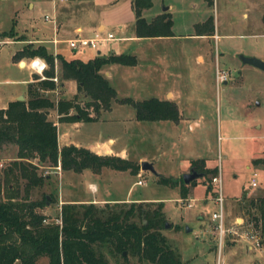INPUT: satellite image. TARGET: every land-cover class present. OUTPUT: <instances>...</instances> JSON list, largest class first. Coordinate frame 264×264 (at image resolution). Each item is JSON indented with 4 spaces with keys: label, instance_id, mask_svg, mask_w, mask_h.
I'll use <instances>...</instances> for the list:
<instances>
[{
    "label": "rangeland",
    "instance_id": "obj_1",
    "mask_svg": "<svg viewBox=\"0 0 264 264\" xmlns=\"http://www.w3.org/2000/svg\"><path fill=\"white\" fill-rule=\"evenodd\" d=\"M79 1L0 0V35L9 31L13 34L11 37H0V40L12 42L0 45V105L23 91L24 81L30 76L29 69L18 68L12 56L25 44L37 47L39 40H45V46L52 51L54 45L50 40L54 38L53 29L61 21V17L57 18L58 13L78 14L88 7L89 3ZM194 1L198 3L201 0ZM210 1L214 2V7L207 5ZM204 4L209 7L208 17H215L214 39L176 38L170 45L155 43L151 48L143 44L119 43L115 39L100 46L101 55L108 50H116L118 45H129L123 52L130 55L136 53L138 58L157 53L161 56L159 71L150 82L141 81L139 74L132 77L124 69L113 72L109 85L117 95L111 103V110L101 112L97 121L84 123L83 127L72 131L74 138L79 140L117 138L116 150H123L126 157L138 165L141 163L139 159H152L155 174L149 171L139 172L137 176L128 172L109 173L98 178L90 175L88 170L82 175L71 171L61 172L60 169L48 167V164L38 165L33 160L39 167L37 174L46 178L42 186L29 191L28 199L41 202L44 195L48 197L43 207L37 210L47 217V221L58 223L60 206L64 203L95 204L99 207L116 203L100 202L105 198L161 202L165 220L170 226L164 228L162 233L183 264H264V243H259L254 250H247L249 238L246 240L243 237V228H238L236 235L225 234L218 253L216 223L210 219L217 206L210 199L206 204L202 203L206 193L202 184H207L210 177L196 179L201 184L190 197L194 199L190 209L178 202V186L172 188L157 182V175L181 178L180 171L187 170V163L192 159L203 160L205 166L217 168L221 173L225 229L234 227V219L247 220L244 201L264 197V72L242 64L240 59L242 56L264 61V28L260 22L264 0H209ZM200 11V8L191 11L186 7L177 13L174 33L183 36L200 31L201 28H190L187 24ZM45 16L53 19L54 26L53 22L44 19ZM64 20L62 23L66 24ZM109 30L114 38L119 36L115 29ZM19 41L22 43H14ZM58 46L67 57L86 58L81 51L72 52L68 45ZM85 52L88 56L95 50ZM196 55L203 57V60H197ZM223 73L227 77L219 82L218 75ZM166 90L174 94V101L182 115L178 123L137 122L134 108L116 101L131 98L140 102L157 95L163 97ZM48 94L54 95L55 102L63 97L72 99L59 88ZM26 96L24 93V99ZM49 112L51 119L57 122L56 110ZM192 119L200 123V127L194 131L187 124ZM16 153L17 147L14 145H4L0 149V184L3 191L7 186H13L18 199H22L24 181L12 178L4 180L5 171L16 160ZM252 173L256 174L255 189L247 188ZM210 189L209 196L214 199L216 189L211 185ZM143 202L120 204H125L127 208L130 203ZM202 213L203 218L199 219ZM262 223L264 225V220ZM256 230H259L258 226ZM104 255L108 264H141L126 253L124 257L128 260L124 263L118 256H110L108 248L104 249ZM47 262L44 257L37 264Z\"/></svg>",
    "mask_w": 264,
    "mask_h": 264
},
{
    "label": "trees",
    "instance_id": "obj_2",
    "mask_svg": "<svg viewBox=\"0 0 264 264\" xmlns=\"http://www.w3.org/2000/svg\"><path fill=\"white\" fill-rule=\"evenodd\" d=\"M151 7V0H132L135 38L172 37L170 14L163 13L150 22L142 16V12ZM260 22L264 28V13ZM203 26L212 34V17H208ZM11 36L12 31L0 35L1 38ZM34 57L46 62L47 69L43 72L46 79L40 80L34 75V82L27 85L24 101H10L5 109H0V149L8 144L17 147L16 160L5 171L4 180L24 181L22 199H18L13 186L3 191L0 184V195H3L0 198V264H37L44 257L47 264H108L104 255L106 248L110 256H118L124 263L128 260L124 257L126 253L141 264H183L162 233L167 222L161 202L130 203L127 208L120 203L102 207L64 203L56 223L47 221V217L37 211L48 200L46 195L41 202L28 199L29 191L42 186L46 178L37 174L39 167L33 160L38 165L48 164L50 168L60 167L61 171L74 174L89 170L98 175L102 169H111L137 176L140 171L136 162L116 155H97L73 145L59 148L57 127L48 120L49 110H56L58 123L97 121L101 112L110 110L117 95L108 80L100 75V69L109 64L134 67L137 59L128 54H109L95 56L86 62L68 61L49 54L43 45L34 47L31 44H25L12 59L19 63L23 58ZM54 76L58 77L57 85L51 81ZM65 81H75L76 94L70 100L58 98L55 102L54 95L48 93L60 88ZM116 101L134 108L138 122L174 123L181 118L178 107L168 100L151 98L135 102L123 98ZM192 169L203 179L217 174V168H206L203 160H192ZM157 182L172 188L178 186L180 200H185L188 189L196 184V180L185 185L182 178L162 175L157 176ZM244 202L248 215L244 222L252 223L256 229L257 224L260 225L258 238L264 243V197Z\"/></svg>",
    "mask_w": 264,
    "mask_h": 264
},
{
    "label": "crops",
    "instance_id": "obj_3",
    "mask_svg": "<svg viewBox=\"0 0 264 264\" xmlns=\"http://www.w3.org/2000/svg\"><path fill=\"white\" fill-rule=\"evenodd\" d=\"M152 1V7L149 10H144L142 12V16L145 18L146 21L150 22L152 21L156 16L161 15L163 13H168L171 16V20H172V31H173V36L172 37H155V38H135L134 36V32H133V23L135 21V14H134V9H132V0H80L79 2H87L89 3L88 7L86 9H81V11L78 14H69L67 12L61 11V13H58L59 16H57L58 19H60L61 17V21L57 24V26H55V28L53 29V39L50 40V42L54 45V48L52 51H50L46 46H45V40H39L38 46L39 45H43L46 48V51L53 55H59L61 56L64 60H73V59H79L82 61H89V59L95 57V56H101V57H106L109 54H115V55H122V54H126L123 52V50H126L129 45H118L116 50H108L107 53L105 55H101V51L99 50V48L97 50H95L94 53H89L88 56H86V50L85 51H81L82 52V56H85L86 58H74L73 56H65L62 50H59V46L58 44H66V41L71 40L72 38H75L77 36L83 37V38H89L91 36H93L96 32H100V33H112L109 29H115L116 30V34H118L119 36L116 39V42L122 43H136V45L139 44H143L145 45V47L151 48L152 46L155 45V43H163L164 45H170L173 40H176V38H179L181 40H188V39H193V40H201V41H205V40H211L214 39V37L216 38L215 35V31L213 28V32L212 34H209V30L207 27H204L203 25L205 24V21L208 18V14H209V7L205 6V1H209V0H201L200 2L198 1L195 2L194 0H151ZM207 5H214L213 1H210L207 3ZM155 7H157L158 9H156ZM189 8L191 11L192 10H196L198 8H200V12L199 14L195 15V17L193 19H190L188 21V27L193 28L197 26H201V30L200 32H196V33H188V34H184L183 36H177L174 33V20H175V15L179 12H182L183 10H185V8ZM214 7V6H213ZM184 8V9H183ZM218 18V14L216 16V19ZM65 19L64 21L66 22V24L62 23V20ZM214 22H215V17L212 16V23H213V27H214ZM217 22V20H216ZM61 23V25H60ZM53 26H54V22H53ZM60 26V27H58ZM14 43H22V42H14ZM126 48V49H125ZM21 50V49H20ZM72 52H77V51H73ZM130 55V54H128ZM136 59H137V64L134 67H128V66H124V67H120L118 65H106L104 67H102L99 71L100 75L103 76L105 79L108 80V83L110 81V79L113 77L112 73L113 72H118L117 70H123L127 71L128 75H131L132 77L135 74H139L140 75V80L141 81H145V82H150L153 78H155V76L157 75L158 71H159V64H160V59L161 56H158V54L154 53L151 55H147L144 56L143 58H138V56L134 54H132ZM197 60L202 59L203 57H201L200 55H196ZM36 58V57H34ZM31 58H26V61L21 60L18 64V68L20 69H26L28 68L30 71V76L29 79L24 81L25 82V87L23 89V91L21 92H17L16 94H14L13 96H11L9 98V100H7V102L3 105H0V109H5L8 102L10 101H14L17 97L19 96H24V93L26 95V89H27V85L30 83L34 82V78L33 76L36 75L35 73H33L32 70H30V68L27 66L28 60ZM85 59V60H84ZM143 61V62H142ZM21 63H24V66L21 67ZM57 72H59V69H57ZM37 76V75H36ZM114 89V88H113ZM59 91H64V93L69 96L70 98L73 97V95L76 94V83L75 81H65L63 83V85L59 88ZM69 91V93L67 92ZM115 91V90H114ZM65 98V97H63ZM155 99H160V100H168L171 102H174V94L171 91H165L163 97H160L159 95H157L156 97H152ZM67 100H70L69 98H65ZM151 99V98H149ZM147 100V99H145ZM134 101V100H133ZM176 105V103H175ZM177 107V105H176ZM111 110V107H110ZM70 114H73L72 111L70 112ZM181 118L182 115L180 114ZM58 115L55 116V119L57 120ZM180 118V119H181ZM134 119H135V115H134ZM48 120L52 121L55 123L56 127H57V144L59 145V148L63 147V146H69V145H73V146H78V147H83L86 148L88 150H90L91 152L96 153L97 155H116L119 156L123 159H128L126 157V153H124L123 150H116L115 147L117 145V138H111L108 137V139H105L103 141H87V140H79L74 138V134H73V130L74 129H78L80 127H83L84 123L81 122H74L73 124L70 123H65V122H56L53 121L51 119V115L50 112L48 113ZM136 121V120H135ZM138 122V121H137ZM143 122V121H141ZM158 122V121H157ZM154 122V123H157ZM178 123V122H177ZM188 126L190 127V130L194 131L196 128L200 127V123L194 119H192L191 121H188ZM262 138L264 139V134L262 135ZM113 142L112 144H110V142ZM143 159V160H142ZM139 159L140 162L142 161H147L149 163H152V165H154V163L152 162L153 160H148L146 158H142ZM130 160V159H128ZM193 160V159H192ZM189 161L187 163V170L190 171V163L192 162ZM206 168H213L210 166H206ZM187 170L184 171H180V175L185 174V172ZM89 171V170H88ZM61 172H68V171H61ZM85 170L82 171L81 173H78L79 175L84 174ZM90 172V171H89ZM128 172V171H125ZM125 172H118V171H114L111 169H102L101 172L96 175L94 173L90 172V175L94 174L95 176H97L98 178H100V175L102 174H109V173H125ZM141 172V171H139ZM61 175V173L59 174ZM87 175V174H86ZM158 176V175H157ZM94 177V176H93ZM182 177V176H181ZM178 179V177H175ZM174 178V179H175ZM203 181V179H202ZM138 184V182H137ZM198 184H201V182L196 181V184L194 186H192L191 188H189V193L186 199L189 200H193L190 197H192V195L195 192V188L198 186ZM206 190L205 196L202 200L203 204H206L209 199L211 201H213V199L210 198L209 193L211 191L210 189V181L207 184H202ZM91 186H94L96 188V186L94 184H92ZM180 199V198H179ZM150 202L149 200H131L128 198L125 199H100V202L102 203H109V202H116V203H126V202ZM191 202V203H192ZM151 203H156V202H151ZM203 215L200 214L199 219H202L201 216ZM212 221V220H211ZM214 222V221H213Z\"/></svg>",
    "mask_w": 264,
    "mask_h": 264
},
{
    "label": "built area",
    "instance_id": "obj_4",
    "mask_svg": "<svg viewBox=\"0 0 264 264\" xmlns=\"http://www.w3.org/2000/svg\"><path fill=\"white\" fill-rule=\"evenodd\" d=\"M60 2H65L66 0H59ZM44 19L48 22H54L53 19H50L48 16H45ZM115 40L114 35L112 33H100L96 32L93 36L89 38H83L80 36H77L75 38H72L71 40L66 41V44L68 45V48L72 51H85V50H97L100 46H103L105 42L113 41ZM7 43H12L8 39L0 40V45H6ZM27 66L30 68V70L33 71V73L37 74L40 80H45L43 76V72L47 69V64L44 60L41 58H31L28 60ZM227 75L225 73L218 75V81L223 82L225 81ZM53 83L57 85L58 83V77L54 76V78L51 79ZM55 91V90H54ZM52 91V92H54ZM56 170H59L60 167L55 168ZM217 174L212 176L210 179V185L211 187H214L216 189V196L213 199L214 204L217 206V210L213 211L211 213L210 219L216 223L215 230L217 232V239H218V253L220 245L223 244V236L227 233L236 235L238 228L242 230L243 228V237L249 238V241H247V250L251 251L255 248L259 247V241L260 238H258V231L253 226L252 223H246L242 222L241 219H234V227H230L225 229V222H224V198L222 195V189H221V173L219 170L216 172ZM255 173H252V176L250 178V181L248 182L247 188L249 189H255L256 187V181H255ZM141 182H138V185H140ZM181 206L184 208H192L191 202L192 200L185 199L179 201ZM260 224V222H259ZM259 227L260 225L257 224Z\"/></svg>",
    "mask_w": 264,
    "mask_h": 264
},
{
    "label": "water",
    "instance_id": "obj_5",
    "mask_svg": "<svg viewBox=\"0 0 264 264\" xmlns=\"http://www.w3.org/2000/svg\"><path fill=\"white\" fill-rule=\"evenodd\" d=\"M242 64L252 67L253 69H257L261 72H264V61H261L257 58H248V57H240ZM24 66V63H21V67ZM16 101H24L23 96H19ZM140 171H149L153 174H155V171L153 169L152 163H149L147 161H142L139 165ZM182 181L185 185H188L192 180H196L197 178H202V175L199 173H196L193 169L190 170L188 173L182 175ZM165 228H169V224L165 223Z\"/></svg>",
    "mask_w": 264,
    "mask_h": 264
}]
</instances>
